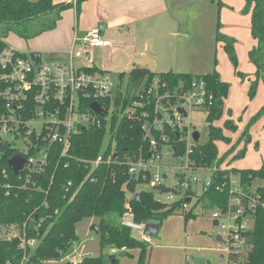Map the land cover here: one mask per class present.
Instances as JSON below:
<instances>
[{"label":"built area","instance_id":"1","mask_svg":"<svg viewBox=\"0 0 264 264\" xmlns=\"http://www.w3.org/2000/svg\"><path fill=\"white\" fill-rule=\"evenodd\" d=\"M83 42L86 51L110 45L98 26L87 31ZM67 55L65 60L40 56L35 61L30 52L11 46L0 52V143L11 147V154L24 158L18 174L6 163L21 181L19 187L27 188L28 182L35 184L31 177L48 167L54 146L58 147L55 164L60 161L67 166L71 161L67 152L71 136L86 127L103 129L107 143L104 140L102 151L86 162L90 168L100 164L124 167L136 192L141 189L157 192L164 197L157 200L173 212L191 210L193 214H201L206 206L222 244L224 260L217 264H241L250 210L258 205L264 207V195L245 189L239 173L219 167L218 157L207 164L195 156L198 143L193 136L191 115L208 111L213 102L204 78L192 75L186 82L178 80L171 85L158 76L150 81L144 76L137 83L129 81L120 93H114L119 84L110 72L76 67L72 62L73 50L67 51ZM94 101L104 111L102 114L91 108ZM114 116L115 125L111 126ZM124 118L140 132V143L134 149L121 151L114 133ZM17 140L22 141L23 149L15 147ZM219 172L223 173L220 181ZM8 175L7 168H0L1 177L9 178ZM7 180L1 184L8 191L12 183ZM211 192L217 195L212 201ZM133 195L134 192L126 194L120 224L149 243L151 235L144 232L147 221L131 218L129 199ZM16 237L22 264L38 238L28 236L25 228ZM128 250L122 245L111 247L110 253L117 256ZM76 252L74 249L65 258L50 263L68 259L71 264H84L83 255L75 257Z\"/></svg>","mask_w":264,"mask_h":264},{"label":"trees","instance_id":"2","mask_svg":"<svg viewBox=\"0 0 264 264\" xmlns=\"http://www.w3.org/2000/svg\"><path fill=\"white\" fill-rule=\"evenodd\" d=\"M83 1L75 0L77 10L80 9ZM217 3L219 4V1ZM71 6L72 3H54L53 0H0V52L7 46L5 38L9 33L26 40L38 36L54 28L60 13ZM243 13L250 17V34L254 40L253 47L248 50L249 59L255 67L254 79L249 90V96L252 97L258 80L264 84V0H244ZM219 29L220 23L217 22L216 41L223 45L235 64L236 56L233 52L232 39L225 37ZM123 76L124 73H120L119 80H122ZM144 76H147L148 81L158 76L174 85L178 80L188 81L192 75L171 70L154 73L139 66H134L128 73L130 83H137ZM197 76L203 77L206 81L213 102L206 115L209 123L208 140L204 144H198L194 153L201 163L211 164L218 157L215 142L229 141L223 128L235 130V125L229 121L230 119L224 120L223 128L214 124L222 115L229 85L216 71ZM262 115H264V104L253 118ZM114 125L115 116L111 126ZM114 136L121 151L134 149L140 143V132L125 118L121 120ZM104 138V130L95 127L82 128L72 135L67 151L71 161L67 166L60 161L55 164L58 147L54 146L48 167L41 174L33 175L31 181L35 184L28 182L27 188L19 187L21 181L17 180L6 165L12 148L0 143V168H7L9 173V178L0 176V228L3 230L14 226L20 231L25 228L28 236L38 238V243L27 252V258L22 264H50L51 261L61 260L71 254L79 241L76 225L91 217L98 219L96 234L99 253L83 255L84 264H119V259L110 253V248L122 245L129 249H139L136 264H144L146 243L134 236L129 228L120 224L125 212L126 194L134 192L129 199L131 218L134 221H148L154 218L159 219L161 223L173 211L157 200L150 191L141 189L136 192L135 184L124 171V167L118 169L116 165L100 164L90 168L86 164L102 151ZM243 153L244 149L241 148L235 157H240ZM226 154L227 151L224 155ZM222 161V157L217 159L219 166ZM230 170L239 173L241 185L245 189H250L256 183L257 190H264L261 188L264 186V166L258 169ZM223 173L219 172V181ZM6 179L12 183L8 191L1 184ZM69 182L71 185L68 184ZM216 197L215 192L209 194L211 201ZM219 197L225 198L224 195ZM183 214L187 217L195 216L191 210ZM250 215L253 223L246 231L247 242L241 264H264V207L256 206L250 210ZM30 221L34 222L31 228H29ZM17 245V237H0V264L21 262L22 252ZM106 249L108 252L104 253ZM60 264L71 263L66 259Z\"/></svg>","mask_w":264,"mask_h":264},{"label":"rangeland","instance_id":"3","mask_svg":"<svg viewBox=\"0 0 264 264\" xmlns=\"http://www.w3.org/2000/svg\"><path fill=\"white\" fill-rule=\"evenodd\" d=\"M217 2L218 0H209L207 6H193L192 15H200L202 19L193 18L184 25L185 29L179 30L181 34L169 37V40L174 43L171 45L172 51L177 53L178 65L174 67V70L190 75H200L215 70L228 83L229 88L224 100L222 115L214 124L223 128L224 120L230 119L229 121L235 125V130L223 128L224 134L229 137V141L218 140L215 142L218 158L222 157L223 160L219 167L234 168L236 170L244 168L258 169L264 166V115L257 118L253 117L264 104V84L261 80H258L254 95L249 96L251 81L254 79L255 73V67L248 55V50L254 45V40L250 34V17L248 14L243 13L244 0H219L218 5ZM216 22L221 24L220 33L232 39L233 52L236 56L235 64L229 58L223 45L217 43V46H215L214 44V41H216ZM46 37V35H43L26 40L14 33H9L5 38V42L7 46L26 52L34 50L30 47L33 44L35 50L43 52L44 49L42 50L43 47L41 46H45ZM80 54L91 56V52L89 55L85 52ZM80 54L79 58L76 55L73 59V64L76 67L84 62L80 60V57H82ZM92 55L93 63L102 68L107 67V64H113L111 71H109L119 84L114 93H120L129 82L128 69L131 65H125L121 54L110 57L107 51L99 48H94ZM95 68L98 69V67ZM165 68L163 65H158L156 72L166 71ZM123 72L124 79L120 82L118 77ZM206 112L198 111L193 112L191 115L193 129L199 133L196 141L198 144H204L208 140L209 123L206 119ZM104 140L106 144L107 138ZM14 145L18 149L24 148L21 140L15 141ZM241 148L244 149L243 155L235 157ZM226 151L228 154L224 155ZM255 184L252 185L251 189L263 195L264 190H257ZM261 188H264V186ZM197 190L200 191V188L197 187ZM153 195L156 199H164L157 192H153ZM209 214L210 210L208 209L203 214L196 216L187 217L182 213L169 214L159 223L157 232L151 235V242L146 243V247L147 245H151V247L146 249L143 263L217 264L223 261L222 244L213 238L217 228L214 226ZM97 222L96 217H91L76 225L78 239L81 242L75 257H79L85 252L94 255L99 253L97 234L91 230V226ZM252 223V219H248V228L252 226ZM3 231L4 233L0 237L4 238L16 237L20 232L14 226L6 227ZM132 234L134 235L133 232ZM105 252H108V249L104 250ZM138 255L139 249L135 248L118 254L116 257L119 259L120 264H136ZM208 255L210 256V263L207 262L209 260L203 258Z\"/></svg>","mask_w":264,"mask_h":264},{"label":"crops","instance_id":"4","mask_svg":"<svg viewBox=\"0 0 264 264\" xmlns=\"http://www.w3.org/2000/svg\"><path fill=\"white\" fill-rule=\"evenodd\" d=\"M208 1L84 0L80 4V9L77 10L75 0H53L54 3L69 2L72 3V6L60 13V18L57 20L54 28L38 35L47 36L45 46H41L43 47L42 50L44 49L43 52L35 50L33 44L29 46L31 49H34L32 51H38L43 57L63 60L67 59V51L72 49L74 55L72 62L76 55L79 58L80 53L85 52L89 55L91 52V56L80 54L82 56L80 60L84 62H81L78 67H91L93 69L98 67L96 70L100 71L110 72L113 64H107V67L104 66L102 68L93 63L91 57L93 58L94 48L107 51L110 57L121 54L125 65H131L128 73L134 66L142 67L136 63L139 60L150 66V69L143 66V68H146L150 72L157 73L158 65L165 66L164 70L166 71L181 72L174 70V67L178 65L177 53L176 51H172L171 45L174 43L169 40V37L181 34L179 30L185 29L184 25L193 18H197V20L202 19L200 15L193 16L191 10L195 5L207 6ZM216 4L218 5V3ZM216 24L217 22L215 23V33ZM99 25H102L100 28L102 37L108 40L110 45L93 47L86 51L83 38L90 28ZM38 36H35V38ZM214 44L217 46V41H214ZM122 78L124 79V76ZM207 209L204 206L201 214ZM175 213L178 212H173V214ZM201 214L197 213L195 216ZM216 236H213L214 240L220 242V239L217 240ZM80 242L79 240L75 246L76 251L80 247ZM148 247H151V245H147ZM87 255L94 254L87 253ZM203 258L209 260L207 262L210 263L209 255Z\"/></svg>","mask_w":264,"mask_h":264},{"label":"water","instance_id":"5","mask_svg":"<svg viewBox=\"0 0 264 264\" xmlns=\"http://www.w3.org/2000/svg\"><path fill=\"white\" fill-rule=\"evenodd\" d=\"M99 28L102 27V25H99L98 26ZM30 56L33 60L35 61H38L41 54L38 52V51H31L30 52ZM138 65L140 66H144V67H147L150 69V66H148L147 64H144V62H142L141 60H139L138 62H136ZM91 108L97 112V113H100L102 114L104 111L101 109L100 105L98 102L94 101L91 103ZM193 136H194V139L197 140L198 137H199V133L195 130L194 133H193ZM23 162H24V158L21 157L19 154L17 153H12L6 163L8 165V167L12 170V172L14 174H18L22 171V165H23ZM164 190V187L161 186V192ZM33 221H30L29 222V228H31L33 226ZM160 223V220L159 219H149L146 224H145V227H144V232L149 234V235H154L156 232H157V229H158V225ZM91 230H93L95 233L97 232V224H93L91 226ZM3 234V230L0 228V235ZM216 239L219 240L220 237L217 235L216 236Z\"/></svg>","mask_w":264,"mask_h":264}]
</instances>
